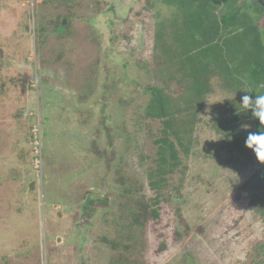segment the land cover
<instances>
[{"label":"rangeland","instance_id":"obj_1","mask_svg":"<svg viewBox=\"0 0 264 264\" xmlns=\"http://www.w3.org/2000/svg\"><path fill=\"white\" fill-rule=\"evenodd\" d=\"M147 6L0 0V264H253L264 220L242 185L257 165L211 127L241 97L219 78L189 156L150 187L160 123L143 109L174 10ZM143 204L158 217L136 219Z\"/></svg>","mask_w":264,"mask_h":264},{"label":"trees","instance_id":"obj_2","mask_svg":"<svg viewBox=\"0 0 264 264\" xmlns=\"http://www.w3.org/2000/svg\"><path fill=\"white\" fill-rule=\"evenodd\" d=\"M146 3L148 8L157 3L174 10L169 21L157 23L153 52L154 76L159 84L148 86L149 98L143 109L145 118L160 123L155 140L157 166L147 176L155 190L164 176L189 156L200 114L213 90V78H219L224 89L241 97L264 94V38L257 15L260 12L264 16V7L257 0ZM173 82L178 85L177 91L169 86ZM241 97L226 104L222 116L212 118L211 127L227 149L257 165L242 188L250 192V207L264 220V163L245 146L250 131L239 128L240 121L245 120L251 123V131H256L259 122L240 107ZM135 217L156 218L158 210L143 204ZM253 264H264V242L259 245Z\"/></svg>","mask_w":264,"mask_h":264},{"label":"clouds","instance_id":"obj_3","mask_svg":"<svg viewBox=\"0 0 264 264\" xmlns=\"http://www.w3.org/2000/svg\"><path fill=\"white\" fill-rule=\"evenodd\" d=\"M240 107L250 111L252 118L258 120L259 127L256 131H250L245 140V146L251 149L257 160L264 163V94L243 95L241 97Z\"/></svg>","mask_w":264,"mask_h":264},{"label":"water","instance_id":"obj_4","mask_svg":"<svg viewBox=\"0 0 264 264\" xmlns=\"http://www.w3.org/2000/svg\"><path fill=\"white\" fill-rule=\"evenodd\" d=\"M257 1H258V3H259L261 6L264 7V2H263V0H257Z\"/></svg>","mask_w":264,"mask_h":264}]
</instances>
